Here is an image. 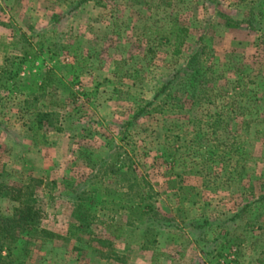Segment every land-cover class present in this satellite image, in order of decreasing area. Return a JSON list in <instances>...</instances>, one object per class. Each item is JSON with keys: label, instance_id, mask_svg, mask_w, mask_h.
<instances>
[{"label": "rangeland", "instance_id": "obj_1", "mask_svg": "<svg viewBox=\"0 0 264 264\" xmlns=\"http://www.w3.org/2000/svg\"><path fill=\"white\" fill-rule=\"evenodd\" d=\"M78 1L0 0V217L19 207L16 189L42 179L31 190L47 232L9 264H264V0H101L105 6L91 1L76 7ZM222 14L241 26L227 27ZM172 25L189 29L180 55L152 33ZM29 42L36 54L22 62ZM196 51L209 70L207 85L217 88L211 104H193L175 85L161 99L180 98L182 109L155 102L127 128L138 107ZM50 68L58 79L37 94L32 86ZM232 81L241 82L242 94L235 95ZM220 88L231 94L227 103ZM233 102L252 113L249 128L241 124L244 116L237 118L248 154L233 156L229 173L236 180H227L224 164L210 161L206 151H223L216 146L228 134L212 133L207 120L220 108L225 118L232 116ZM197 119L205 124H187ZM175 124L191 131L203 126L206 146ZM127 155L143 188L157 192L165 225L147 234L133 215L134 224H124L117 238L109 220L127 222L131 214L105 189L124 191L112 166ZM91 187L103 197L96 205L99 220L85 225L73 207ZM205 219L209 224L197 228Z\"/></svg>", "mask_w": 264, "mask_h": 264}, {"label": "trees", "instance_id": "obj_2", "mask_svg": "<svg viewBox=\"0 0 264 264\" xmlns=\"http://www.w3.org/2000/svg\"><path fill=\"white\" fill-rule=\"evenodd\" d=\"M94 1L96 4L105 6L101 0H79L76 4L80 6L84 3H88ZM226 20L227 27H239L241 26L239 21H235L231 17L227 15H223ZM252 28L258 30L254 25ZM152 33L160 34L161 39L159 41V45L161 44H169L172 46V54L180 55L183 52V47L186 43L187 36L189 33V29L187 27L172 25L169 29L166 30H156L152 31ZM174 36V37H173ZM154 48V47H153ZM150 51L154 49L149 48ZM35 48L29 42L27 43V47L23 50V57L21 58L22 62H26L30 56L35 55ZM202 52L196 51L193 53L186 65L174 72L173 75L170 76V79L161 85L159 89L155 92L153 99L151 101L146 102L144 106H139L135 111L132 120L128 121L126 127L128 128L133 124V121L141 118L147 111L148 108L154 105L155 102L162 103L163 107L168 106L169 104L176 109H182L185 105L183 101H164L165 96L168 97V94L174 91L175 85H178L179 88H184L181 93L186 95H191L193 99V104L196 102H209L211 104L212 93L217 89L216 87H210L206 82H210L209 70L206 65H204L202 58ZM242 71V70H239ZM58 79V73L55 69L50 68L46 71L45 76L41 82H38L32 86L33 91L37 94H41L46 91V89L53 85V82ZM234 86L232 87L233 92L238 95L242 94V92L237 93V88L241 86L240 81H232ZM5 85H0V88H3ZM219 96L224 98L225 100L231 94L223 88H220ZM227 95V96H226ZM234 95V94H232ZM234 95V96H235ZM170 97H173L171 94ZM45 97V96H43ZM207 97V98H206ZM230 98V97H229ZM40 96H35V101L38 102ZM2 97L0 96V105L2 103ZM227 103V99L225 101ZM29 99L25 100V104L29 105ZM232 104V112L233 115H228L226 118L224 115H227L225 110L217 111L213 116L209 115V121L207 127L212 129V133H219L223 130L228 137L225 136L224 140H220L216 148L219 150L223 149V151L217 152L211 147L207 148L208 159L210 161L215 162L219 160V162L223 163L227 170V180H236L235 173L233 170L229 173V169L232 166L230 161H233V156L238 155L239 157L245 158L247 156V151L244 145L239 142V131L238 127L240 126L237 123L238 116H244L241 124L246 125L248 128L251 126V121L247 119V115L252 113L250 106L245 107L244 111L242 107H237V103ZM171 107V108H172ZM239 109V110H238ZM43 114V113H42ZM42 117H47L44 113ZM215 121V123H214ZM43 119H39L37 123L39 126H43ZM204 119L197 120H188L187 124L195 126L197 123L205 124ZM259 122V121H256ZM234 127L235 132L232 134L229 132L230 128ZM177 128V129H176ZM195 128V127H194ZM176 131L178 130L187 132L188 134L192 132V141L195 144H199L200 148H204L206 145L203 144L205 141L206 134L203 126H198L197 129H182L180 124H175ZM175 131V130H174ZM173 132V131H172ZM127 137L129 132H126ZM174 135V134H173ZM180 134H175L174 137L179 139ZM239 142V143H238ZM121 154L117 153V158ZM133 159L129 155L125 157V161L116 164L114 167L112 166V174L119 181L120 188H123L124 191H119V189L106 188L105 193L107 197H111L112 202H114L118 209L127 210L131 215H129V219L127 222L124 221H116L115 217L109 220V224L107 226L108 230H110L111 234L119 237V231L121 230L124 224L133 225L134 221L131 219L133 215H135L138 220L142 224H146V233L152 234L156 231L157 226H164L165 223L160 222L159 218H161V213L157 208L155 202L158 198L157 192L153 191L151 188H143L142 184L139 181L137 170L133 166ZM238 162V161H237ZM33 184H28L24 187H20L16 189L17 194L13 195L16 200L19 201V207L16 208L15 213L12 216H1L0 217V264H9L11 262H15L16 260H22V253H27L29 251V244L32 241H38L41 239H45V234L47 233L40 226L42 210L40 207H37V197L35 192L31 189L34 187L35 183H42V179H33ZM208 185V184H207ZM264 192V191H263ZM103 193L101 189L98 187H91L90 189L84 190L80 192L75 199L73 213L75 219L82 224L90 225L94 224L99 220V216L97 214L96 205L98 202L102 201ZM96 198V199H95ZM95 199V200H94ZM260 202H264V193L259 196ZM249 205H246L242 208V211L236 213L232 220H236L242 217L243 213L249 208ZM162 219V218H161ZM160 219V220H161ZM209 224V222L205 219L202 224H197V228L204 227V225ZM155 242V240L147 238V242ZM112 245L111 242L102 241ZM5 253V254H4ZM217 257L223 256L222 252H218Z\"/></svg>", "mask_w": 264, "mask_h": 264}]
</instances>
